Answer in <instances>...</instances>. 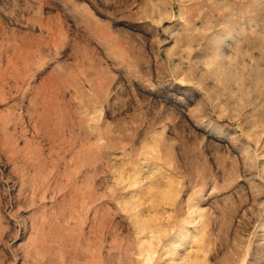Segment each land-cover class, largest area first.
<instances>
[{
	"label": "rangeland",
	"instance_id": "rangeland-1",
	"mask_svg": "<svg viewBox=\"0 0 264 264\" xmlns=\"http://www.w3.org/2000/svg\"><path fill=\"white\" fill-rule=\"evenodd\" d=\"M0 264H264V0H0Z\"/></svg>",
	"mask_w": 264,
	"mask_h": 264
}]
</instances>
